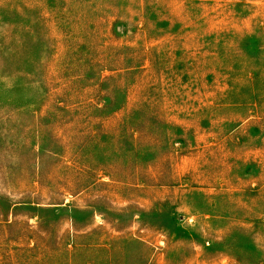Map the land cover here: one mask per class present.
<instances>
[{
	"label": "rangeland",
	"instance_id": "374dc122",
	"mask_svg": "<svg viewBox=\"0 0 264 264\" xmlns=\"http://www.w3.org/2000/svg\"><path fill=\"white\" fill-rule=\"evenodd\" d=\"M0 264H264V0H0Z\"/></svg>",
	"mask_w": 264,
	"mask_h": 264
}]
</instances>
